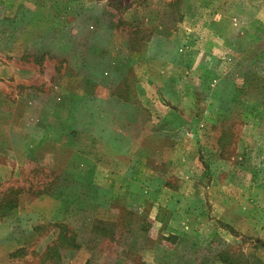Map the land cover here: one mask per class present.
Segmentation results:
<instances>
[{
  "label": "rangeland",
  "instance_id": "obj_1",
  "mask_svg": "<svg viewBox=\"0 0 264 264\" xmlns=\"http://www.w3.org/2000/svg\"><path fill=\"white\" fill-rule=\"evenodd\" d=\"M108 3L84 17L57 2L58 40L0 42V63L26 69L0 79V219L40 232L6 264H264V0ZM149 183L198 194L201 223L148 221ZM238 189L256 199L252 231Z\"/></svg>",
  "mask_w": 264,
  "mask_h": 264
},
{
  "label": "crops",
  "instance_id": "obj_2",
  "mask_svg": "<svg viewBox=\"0 0 264 264\" xmlns=\"http://www.w3.org/2000/svg\"><path fill=\"white\" fill-rule=\"evenodd\" d=\"M57 2L58 7L74 8V16L83 15L84 17H91L93 15L92 11L97 12L99 9H106L109 11L111 7L110 3H108L109 0L108 2L107 0L105 2L100 0H0V42L6 44V41L10 40L13 42L15 39L16 41L28 40L30 44L32 41L42 40L44 42V40H47L50 42L53 39L58 40L60 35L55 33V36L52 37V33L54 34V32L51 33V30L49 29L52 21L51 18L54 19V17H57L59 19L61 16L65 17L64 13L61 16L56 12L54 14L50 13V9H56L55 6ZM130 6V3L126 6L123 5V9L128 10ZM55 24L57 25V22ZM33 28L34 33L33 35H30ZM57 28H59L58 25L55 29ZM159 36V34L154 32L144 37V45L139 49L140 51L138 50L139 56H146L143 61L146 62L147 59L150 58L149 49L151 48L152 40L155 39L156 41L161 42ZM0 45L4 47L1 48V54L5 56L10 55L6 45ZM26 45L27 42L19 44L18 48L12 49V51H16V53H18L16 55L23 56ZM2 50H4V53ZM44 51L45 48L43 49L42 57H45ZM9 70L12 71L10 74ZM4 71L6 74H3ZM15 71L16 77L13 74ZM25 72L26 69L22 67L21 64L13 69L12 67L9 68V66L0 63V79L2 80L14 76L12 81H19L22 79L23 73ZM17 97L18 100H23L22 96ZM158 181L163 182V180ZM164 184L165 183L161 185ZM161 190L162 189L157 187L154 183H149L145 186L143 185L141 193L142 197L145 202L150 203V210L144 211L149 216L148 221L155 223L157 227H163L164 230L170 233L178 234L185 232L187 229L196 228V226L201 223L203 214L200 212L199 202L202 198L198 194L189 195L186 192L176 191L175 189L171 190L173 193L163 199L160 196ZM218 197L219 196H215L216 199ZM218 199L220 200V197ZM239 199L242 200V204L238 203V216L248 219L246 224L248 230L250 229L252 231L255 226V220L258 219L259 216L257 214L256 199L251 192L244 191L243 194L240 192V189H238V200ZM184 201L185 203L188 201L190 203L183 204ZM220 201L217 203L218 209L223 208ZM19 213V211H16L13 214L10 212L8 215H5L0 219V264H6L12 256L11 253H13V251L26 249L28 247L31 248L32 246L34 247L32 243L37 242L39 238L40 232L38 231V227L30 226L28 219L25 217H19ZM221 214H223V212H221ZM48 216L49 215L47 214V217ZM85 262L86 259L79 264H84ZM76 263H78V261Z\"/></svg>",
  "mask_w": 264,
  "mask_h": 264
},
{
  "label": "trees",
  "instance_id": "obj_3",
  "mask_svg": "<svg viewBox=\"0 0 264 264\" xmlns=\"http://www.w3.org/2000/svg\"><path fill=\"white\" fill-rule=\"evenodd\" d=\"M115 10L121 11V7L113 6ZM136 40V38H134ZM231 138H233V131L230 130H222L220 131V135L218 138L219 147L221 150L225 149L226 147H229L231 145ZM159 219V216H158Z\"/></svg>",
  "mask_w": 264,
  "mask_h": 264
}]
</instances>
